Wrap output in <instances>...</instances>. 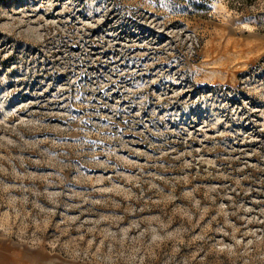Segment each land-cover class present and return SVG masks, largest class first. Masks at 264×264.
Masks as SVG:
<instances>
[{
  "label": "rangeland",
  "instance_id": "374dc122",
  "mask_svg": "<svg viewBox=\"0 0 264 264\" xmlns=\"http://www.w3.org/2000/svg\"><path fill=\"white\" fill-rule=\"evenodd\" d=\"M0 264H264V0H0Z\"/></svg>",
  "mask_w": 264,
  "mask_h": 264
}]
</instances>
